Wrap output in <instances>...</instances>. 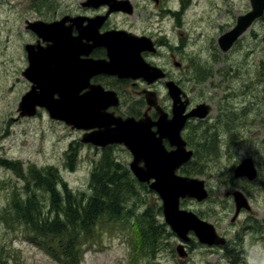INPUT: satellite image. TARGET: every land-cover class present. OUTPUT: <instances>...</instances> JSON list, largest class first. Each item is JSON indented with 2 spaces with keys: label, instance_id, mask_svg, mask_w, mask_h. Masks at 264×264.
Here are the masks:
<instances>
[{
  "label": "rangeland",
  "instance_id": "rangeland-1",
  "mask_svg": "<svg viewBox=\"0 0 264 264\" xmlns=\"http://www.w3.org/2000/svg\"><path fill=\"white\" fill-rule=\"evenodd\" d=\"M152 7L149 9L155 15L146 26L160 31L165 39L153 61L170 74L171 82L175 81L186 93L192 106L208 103L211 108L209 118L192 119L184 131L183 137L193 150V162L187 163L180 173L182 177L201 180L209 197L200 202L185 199L180 208L211 224L215 233L229 241L226 248L233 249L236 234H242L243 256L239 264H264V240L260 241V237L250 240L248 233L254 222L264 221V78L260 76L264 73V14L230 50L222 52L218 37L234 27L238 16L250 11L249 0H159ZM164 9L174 11L175 17L167 15ZM175 63L180 66L175 67ZM8 83L5 81L0 86ZM123 90L127 105L131 101L144 104L145 100L134 90L126 86ZM156 94L158 103L169 110L171 102L166 92L158 87ZM15 119L17 115L12 109L0 114V247L13 256L9 257L11 264H58L34 240L25 238L30 236L18 224L2 221L10 218L5 210L16 198L24 200L32 190L42 206L53 205L45 189L34 187L31 178L35 173L42 175L41 184L48 179L45 172H49L59 182H65L72 195L88 193L91 170L101 155H94L91 151L95 149L79 142L73 144L75 131L48 120L44 114L13 122ZM116 152L123 153L122 149ZM116 158L121 163L126 186L122 183L135 193L134 197H122L123 212L128 215L131 212V216L125 217L124 225L113 222L95 232L99 242L88 245L81 264H128V225L138 237L144 215L156 227L160 239L152 258L143 259L141 264L234 262L235 256L222 251L221 246L207 247L197 239L186 258L179 259L175 247L181 242L167 225L160 224V199L124 174L123 166L131 161L128 153ZM245 158L252 159L256 165L257 178L253 182L232 177L235 167ZM17 161L20 173L15 171ZM230 189L242 192L250 205V210L241 211L234 221H231L234 204L225 196ZM57 191L63 197L62 190L57 188Z\"/></svg>",
  "mask_w": 264,
  "mask_h": 264
},
{
  "label": "flooded vegetation",
  "instance_id": "flooded-vegetation-1",
  "mask_svg": "<svg viewBox=\"0 0 264 264\" xmlns=\"http://www.w3.org/2000/svg\"><path fill=\"white\" fill-rule=\"evenodd\" d=\"M158 4L159 0H0V85L5 81L9 82L5 86H0V114L10 112V109H12L17 115V119L13 120V122L24 118L34 119L44 114L48 120L64 125L69 129H74L75 138H73L72 143L77 144L79 142L84 147L95 149L91 153L101 155L99 162L110 158L121 165L116 157H122L124 152L129 155L131 153L124 146L123 142H117L120 139L119 136L111 138V143L107 142L102 146H94L86 140L90 139L98 129L80 128L83 125L81 122L71 120L62 113H66L72 109L80 110L82 106L87 107L88 100L91 103H97L96 97L101 106L99 107V115L101 114L105 117L104 121L108 129L113 130L116 128V125L122 126V123L125 121L131 120V122L137 124L142 121L149 125V133L154 135V137L150 134L148 136V131L139 125L136 126L135 130L142 133L144 137H150L151 140L159 138L158 128L155 123L160 118H164L166 121L172 120L173 108L172 100L169 98L166 89V83L171 82L170 74L164 68L159 67V64L155 63L152 59V57L158 54V50L164 46L165 39L160 36V31L150 30V27L146 26V22H149L151 17L155 15L151 13L149 9L150 5L154 7V5ZM164 11L167 15L175 17L174 11L170 9H164ZM160 14L161 12L158 10L156 15L159 16ZM128 37L132 40L126 41V43L123 42V44L120 42L122 39H129ZM112 38H114L115 43L112 42ZM110 40L111 42H109ZM111 45L117 47V50L122 49L124 46L127 48L132 46L135 51L141 49L138 53L139 57L137 56L138 59L134 58V60L140 59L149 67L159 68L163 73V78L153 83H148L141 76V73H136L139 77L132 78L125 76V73L121 72L118 68H115L117 70H112L110 64L113 58L110 57L109 52V48L112 47ZM53 46L54 48L60 47L62 50L67 48L63 59H61L63 52L52 49ZM49 50L52 52L54 50L57 54L60 53V57L58 59L50 58ZM174 66L179 67L180 65L175 63ZM67 67L72 69V71L74 70V91L70 89L58 90L56 87H53V84L48 85L50 81L49 76H51L49 72L50 68L52 71H57L60 68ZM174 83L177 84L175 81ZM123 86L134 90L139 98L145 100V102L143 101L144 104L142 101H131L127 105L123 98V93L126 92L123 90ZM158 87H161L170 99L171 105L169 110L166 105L158 103L156 94ZM147 94L154 96V106L148 105L146 100ZM68 96L72 98L66 101L65 97ZM91 98L94 100L92 101ZM59 101V104H54ZM185 101H187V106L182 116L190 113L193 106L201 105L196 103L192 106V102L188 100L186 95V97H181L178 107L181 106V102ZM71 103L72 107H70ZM207 104L204 103V105L209 107V112L205 118H209L211 113V108ZM192 119L195 118H188L185 121L179 133L181 140L184 142L185 152H193V150L189 149L188 142L183 137L184 131ZM87 124L89 126L88 122ZM170 143V140L167 138L161 139V146L166 153H171L177 149L175 145ZM151 148L152 146L150 150ZM118 149H122L123 153L118 155L116 152ZM143 149L145 151V148ZM150 150H146L145 156ZM111 154H114V157ZM130 160H132L131 155ZM192 162L187 161L178 169H175L174 176L182 177L180 173L183 167L187 163ZM126 167L128 169V165L123 166L124 174L129 175V177L135 180L131 172L125 169ZM138 168H145L143 160L139 162ZM254 168L256 170L255 163ZM97 170H99L98 164H95L91 170V174L92 172H97ZM15 171L17 173L21 172L18 161L15 164ZM55 171L58 174L57 168ZM28 172L29 169L26 168L25 173ZM241 179L247 180L245 177H241ZM247 181L253 182L254 180ZM46 182L54 185L56 191L59 188L58 178L54 175L46 179ZM135 182L141 189L158 197V194L150 187L154 182L153 179H149L148 182H137L136 180ZM89 183L90 178L88 179L87 186ZM233 191L239 190L230 189V191L225 192V196L232 202L233 197L231 193ZM243 197L246 199L244 194ZM185 199L191 198L179 199L178 210L191 212L196 215L190 210L180 208L181 202ZM241 211L245 210L240 209L237 214L234 210L231 221H234ZM197 218L204 221L198 216ZM160 224L166 225L163 216ZM248 233L250 234V240L260 237V241H263L264 221L261 223L254 222L253 228L248 229ZM186 234L187 236L185 237H188V241L182 244L184 255H187L191 251L196 241L193 230L190 229ZM236 236L237 239L234 241L236 246L233 249L226 248L229 245V241L219 236L223 239V244L220 245L222 247L221 250L235 256V260L231 264H239V258L243 256V249L240 245L244 237L238 233ZM243 264H246V262H243Z\"/></svg>",
  "mask_w": 264,
  "mask_h": 264
},
{
  "label": "water",
  "instance_id": "water-1",
  "mask_svg": "<svg viewBox=\"0 0 264 264\" xmlns=\"http://www.w3.org/2000/svg\"><path fill=\"white\" fill-rule=\"evenodd\" d=\"M249 2L250 11L244 15L237 17L235 26L218 38V47L222 52H227L232 47L234 42L250 27V25L263 15L264 0H249ZM111 40L115 43L114 38H112ZM111 40L109 42H111ZM131 40L132 39L130 38L122 39L120 40V42L123 44V42L126 43V41ZM116 48L117 47L113 46L109 48L110 57L113 58L112 63L110 64V68L112 70H117L115 68H118L121 72L125 73V76L132 78H136V76L139 77V75L136 73H141V76L148 83H153L158 78H163V74L160 70L145 65L140 59L137 61L134 60V58H137L138 53L141 49H137V51H135L132 46L128 48L124 46L120 50H117ZM52 49H57L58 51L63 52L61 59L65 57V51L67 50V48L62 50V48L60 47L54 48L53 46ZM54 50L53 52L49 50V57L58 59L60 57V53L57 54ZM149 50L153 51L152 49ZM49 70L51 75L49 76V80L51 81V83L49 81L48 85L53 84V87H56V89L58 90L70 89L71 91H74V70L72 71V69H69L68 67L60 68L57 71H52L51 68ZM166 87L168 89V95L172 100L173 119L170 121H166L164 120V118H160L159 121L155 123L158 128V139L152 138L153 140H151L150 137H148L150 134L149 125L145 124L142 121H140L139 124L133 123L131 122V120L125 121L122 123V126L116 125L115 129H108L104 121L105 117L101 114L97 115L99 114V107L101 106L99 104V100L96 97L95 100L97 103H91L88 100L86 104L88 105L87 107L82 106L80 110L72 109L68 111V113L63 114L71 120H78L79 122H81V124L83 125H81L80 128L98 129L96 132H94L92 137L90 139H87L86 141H91L96 145H105L107 142H110L111 138H114L115 136L120 137L117 142H123L124 146L131 152L133 156V161L130 164V170L135 178L138 181L147 182L149 181V179H155V182H153L150 187L152 190L157 192L162 199L164 219L166 223L171 227V229L177 234L178 238L181 241H188V237H185L184 235H186V232L191 229L194 231L195 235L197 236L196 238L200 244L206 245L208 247L222 245L223 239L217 237L212 226L200 221L194 214L190 212H182L178 210L179 198L190 197L196 199L197 201H202L207 197L208 194L204 189L203 182L197 179L179 178L173 175L174 170L188 161L192 155L191 152L184 151V142L181 140L179 134L180 130L183 128L184 123L188 118H205L209 112V107L201 104L196 106L195 109L191 110L190 113L182 116V113L187 106V101L181 102L180 107H178V103L180 102L181 97H185V94H183L180 89L172 82L166 83ZM68 97H65L66 101L72 98ZM91 100L93 101L94 99L91 98ZM146 100L149 106H154V96L152 94H147ZM59 103L60 101L54 104ZM57 107L60 108V106L58 105ZM70 107H72V103ZM95 118L96 121L94 122L96 123H93V119L95 120ZM87 121L89 123V126H87ZM137 125H139L143 129H146L148 131V136L144 137V135L142 136V133L137 132L135 130ZM102 128L103 130H101ZM151 136L154 137V135ZM163 138H167L168 140H170V144L175 145L177 149L171 153H166L161 146V139ZM150 145L152 146L151 150ZM142 147L145 148V151H143L144 149ZM146 150H150L147 152V155H152L145 156ZM141 160H143L145 164L144 169L138 168V164ZM241 177H245L249 181H252L256 178V170L250 158L242 160L233 171L234 179ZM231 195L234 200L236 214L241 208H245L246 210L249 209L245 198L239 191H234L231 193ZM176 252L180 257H184V250L182 246H177Z\"/></svg>",
  "mask_w": 264,
  "mask_h": 264
},
{
  "label": "trees",
  "instance_id": "trees-1",
  "mask_svg": "<svg viewBox=\"0 0 264 264\" xmlns=\"http://www.w3.org/2000/svg\"><path fill=\"white\" fill-rule=\"evenodd\" d=\"M260 76L264 78V73ZM99 165V171L90 176L88 193L74 196L64 189L62 197L51 183L37 182L35 188L45 189L53 205L42 206L32 190L24 200L16 198L11 202L5 210L10 218L2 221L18 224L24 234L30 236L25 238L34 240L58 264H81L88 245L99 242L95 232L131 216V212L129 215L123 212L122 197L135 195L130 186L125 188L122 169L114 160L105 159ZM146 218L148 216L144 215L139 224L138 237H128V264H141L157 250L158 231ZM135 226L137 228V222ZM7 251L0 247L1 264H11L9 257L13 256Z\"/></svg>",
  "mask_w": 264,
  "mask_h": 264
}]
</instances>
